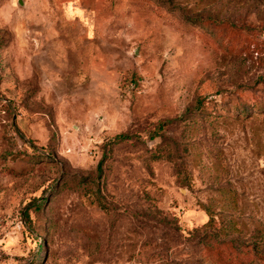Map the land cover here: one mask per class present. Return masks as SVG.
<instances>
[{"label":"rangeland","instance_id":"1","mask_svg":"<svg viewBox=\"0 0 264 264\" xmlns=\"http://www.w3.org/2000/svg\"><path fill=\"white\" fill-rule=\"evenodd\" d=\"M216 238L264 264V0H0V264Z\"/></svg>","mask_w":264,"mask_h":264},{"label":"trees","instance_id":"2","mask_svg":"<svg viewBox=\"0 0 264 264\" xmlns=\"http://www.w3.org/2000/svg\"><path fill=\"white\" fill-rule=\"evenodd\" d=\"M125 139H127L126 135L118 136L115 138L114 143H118V142L123 141ZM167 152L168 151L165 149V154H167V155H164L161 152L158 155H155V158H158V159L167 158L168 160H172V156H173L172 153L171 152L167 153ZM102 164H103V161L99 164V167H98L99 171H102ZM38 209H39V207H38ZM207 226H209V227L210 226H215V227L217 226V222L215 221V219L212 216H211V219L209 220ZM209 249L212 253H215L218 256L219 261L223 264H234L231 255L236 254L237 252L239 253V250H240L239 248H236L234 246L233 241H224V240H221L219 238H216L214 243L212 245H209ZM261 258L264 259V256Z\"/></svg>","mask_w":264,"mask_h":264}]
</instances>
